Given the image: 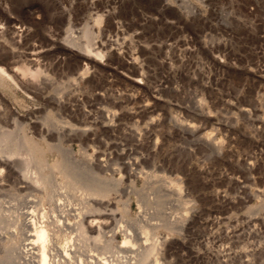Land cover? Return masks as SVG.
<instances>
[{
	"label": "rangeland",
	"instance_id": "obj_1",
	"mask_svg": "<svg viewBox=\"0 0 264 264\" xmlns=\"http://www.w3.org/2000/svg\"><path fill=\"white\" fill-rule=\"evenodd\" d=\"M190 1L194 3L192 11L182 6L183 0H0V30L10 29L23 52L20 59L34 60L49 73L41 78L45 82L41 89L36 90L46 86L44 91L30 93L17 84L12 90L2 89L19 117L15 121L0 113V121L5 122L2 124L16 133L21 129L39 138L48 125L55 129L49 124L53 117L71 120L83 138L71 142L65 138L64 145L74 146L78 162L92 164L108 179H122L120 189L106 199L109 205L101 202V197H96L100 205L96 198L91 200L100 208L90 215L88 225L99 218L104 228L95 221L97 225H90L94 229L90 227L88 233L73 230L68 239L55 236L62 248L74 237L79 258L87 259L97 252L111 255L116 264H126L146 243L153 244L161 236L165 240L160 245L162 239H158L157 245L163 250L159 246L161 251L155 250L162 258L159 264H216V258L229 256L235 257L232 264H245L246 257H252L249 264H264V0ZM99 14L103 16L101 23L96 22ZM7 17L13 21L8 22ZM86 24L95 30V46L104 53L96 57L97 61L80 56L66 40L72 31L82 35ZM27 46L29 50L37 48L35 52L41 56L34 51L28 53ZM76 57L81 66L89 64L91 72L74 84L69 81L76 69ZM24 58L19 59L20 64L28 62ZM62 86L66 106L59 108L53 104V97ZM131 95L134 99L128 98ZM115 96L120 97L116 100L123 98L121 103ZM155 96L160 100L155 102ZM148 101H154L151 109L145 107ZM248 107L251 112L244 110ZM114 111L121 115L115 131L108 118ZM193 123L198 127L195 130L188 128ZM62 124L69 128V123ZM135 130L151 131L162 148L151 146L155 140L152 137L144 138L146 142L134 148L131 133ZM55 137L52 142L58 140ZM215 140L224 141V153L217 152L216 144L211 143ZM129 146L142 155L137 169L140 173H131L120 165L127 157L122 151ZM52 151L47 155L51 163L60 157ZM99 158L106 159L107 168L97 166ZM249 161L255 162L252 170L246 168ZM1 171L0 204L6 209L21 200L22 207H33L39 216L44 208L46 218L54 214L50 200L42 199L46 190L29 185L25 179L24 183L21 177L22 183H18L15 175L5 182L1 175L6 172ZM158 176L183 179L187 187L183 198L192 201L186 198L183 208L179 201L175 204L179 190L165 189ZM12 182L15 187L10 186ZM132 186L137 190L130 191ZM160 189L173 192H168L163 207L150 206L148 200L154 199ZM61 192L57 194L64 201L81 206L84 194L66 196ZM181 217H187L181 229L162 227L156 232L152 224H146L156 240L151 233L149 241L145 240L147 234H139L138 226L137 232L134 229L138 225L133 223L134 218L146 223ZM126 226L136 235L131 236L139 246L132 242L129 245L135 247L127 245L124 250ZM17 232L18 242L24 244L27 235L19 227ZM7 234L8 238L0 234L1 256L5 254L4 245L13 241L11 233ZM108 241L112 245L105 249ZM155 253L147 264H154ZM0 264H13V260L6 258Z\"/></svg>",
	"mask_w": 264,
	"mask_h": 264
},
{
	"label": "bare ground",
	"instance_id": "obj_2",
	"mask_svg": "<svg viewBox=\"0 0 264 264\" xmlns=\"http://www.w3.org/2000/svg\"><path fill=\"white\" fill-rule=\"evenodd\" d=\"M172 3H173V0H172ZM183 3L185 5H182V6L186 7L188 9V11H192L194 9V3L191 2L190 0H183ZM187 9H185V10H187ZM5 10H7V8H5ZM10 10H12V9H10ZM7 12H8V10H7ZM1 16H2V14H1ZM10 18L7 17L8 22L13 21L12 17H10ZM0 19H1V17H0ZM102 20H103V16L99 14L96 18V22L101 23ZM110 21H111V19H109V22ZM0 22H2V21L0 20ZM110 23L112 24V22H110ZM109 26H111V25H109ZM103 29L105 30L108 28L106 27ZM5 30H4V32H2V30H0V113H3L4 116H5V114H8L9 117L13 118L15 121H18L19 117H17L15 114V111L13 109H11L13 107H11L10 104H9L10 106L8 105L7 99L5 98V96L2 93V89L12 90V89H14L15 84H17L30 93H32V92H34V94L38 93L40 90L37 92H36V90L41 89V87H42L41 85L43 83H45L43 81V79H41V78L43 76H47L49 73H45L44 66H42L40 63H37L34 60H30V59L28 60V58L23 57L24 59L28 60V62L23 60L26 63L23 64V62H22L20 64V60L23 58L20 59L19 57L21 56V54L23 52L19 51V49L17 47V42L15 41L16 39H14L12 37V35L10 34V31H9L10 29H7L6 31ZM13 30H12V34L14 33ZM95 34L96 33H95V30L93 29V27L90 26V24H86L83 27L82 35L80 34V36H78V35L76 36L75 34H73V31H72V33H70L68 39L66 38V40L69 43L68 46L71 45V47L73 49H75L76 51L77 50L79 51V53L78 52H76V53H78V54L81 53L83 57H87L90 60L92 59L93 61H97L96 57H98V58L103 57L104 53L100 48L98 49L97 46H95L96 45V43L94 41L95 37H96ZM24 45L26 47V44H24ZM27 45H28V43H27ZM64 47H66V45H64ZM71 47H69V48H71ZM27 48H28V50H26V51H28V53L30 51L35 52V50L37 49V48L32 47V49H34V50H32L31 48H30L31 50H29V46H27ZM26 51H24V53ZM36 54L41 56V53H36ZM81 54H80V56H81ZM22 56H24V54ZM78 58L76 57V59H78ZM88 65L86 67L81 66L80 60L78 59V61L76 63V67H75L76 69L71 72L72 76L70 77L69 82L70 83L72 82L74 84L82 82L84 80L85 76L89 72H91L90 71L91 67H90V65L89 66ZM16 67L18 70H20L22 72L23 76L21 75V72L19 74L18 70L15 69ZM35 79H37V81H35ZM135 80H136V78H135ZM45 87H43V88H45ZM43 88H42V90L44 91ZM63 88H65V87L62 86V87L57 88L56 95L53 97V104L59 108H63L66 106L65 102L63 100V97H64L63 96V90H62ZM116 98H120V97L115 96L114 99L116 100ZM128 98L134 99V95H131ZM122 99L123 98L117 99L116 101L121 103ZM157 99H159V97L155 96L154 101L156 102ZM154 101H150V102L148 101L145 104V107L150 108L152 103H154ZM198 104H200V102ZM198 107H200V106L198 105ZM201 110L203 111L204 114H207V111H205L203 109H201ZM244 110L246 112L252 111L251 108H249V107L244 108ZM242 112H244V111H242ZM108 118H109V123L113 127L112 130L115 131L116 126H117L116 123L118 120L121 119V115L117 111H114L113 113H111L108 116ZM5 120H7V119H5ZM0 122H1V126H0V171L2 170L1 173L6 172L5 174L1 175L3 178V181L5 180V182H7L6 180L9 179V177L11 175H13V176L15 175L14 176L15 180L18 183H22V181L19 180L22 178L23 182L25 179L28 183H30L29 185H31V183H32L33 186L35 185L39 188L42 187L44 190H46V195L42 199L45 200L47 198L50 200V207L53 209L52 211L54 212L53 215H48V217L46 218L45 208L43 209L44 211L41 212L42 215L39 216L36 213V210L32 209L33 207L32 208L30 207L28 209L25 206L22 207L21 203H20L21 200H19V203H16V204L14 203L15 205L11 204L12 206L11 207L8 206L9 208H7V209H6L5 205H2L3 203L0 204V230L3 229V231H1L2 233H0V234L2 235L3 238H8L9 235L7 233H9V232L13 236V239H12L13 241L9 245L3 244L5 247V254L2 256L0 255V261L8 258L10 260H13V264H26V263H30V262H34L35 264H116L115 263L116 260L111 258V255L110 256H101L103 254L100 255V253H97V252H96V254H91L90 256L88 255L89 258H87V259L79 258V255L77 253L80 249L77 250V245H76V242L74 241V237H73V239L66 242L67 243L66 246H64V248H62L61 246L56 244L55 236L56 235L57 236H64L65 239H68V234L70 232H72L73 230H74V233H75V230H80L82 233L84 231H86V233H88L90 230L94 229L92 226L96 223L100 227H102L98 223L99 218H97V217H95V219L97 218V220H95L93 218L95 221H97L96 223L94 221L93 224H90L92 226L88 225L89 224L88 220L91 221V219H89V218H91L90 215L92 216V213L95 212L96 210L99 211L98 209L100 208V206L98 207L91 200H93L96 197H98V198L101 197L104 200L103 201L100 200V201L101 202H107L106 204H108V201H106V199L111 195V193L114 190L120 189L122 179H118V180L117 179L116 180L108 179V178L102 176L99 172H97L95 170L96 168L93 167L92 164L91 165L88 164L89 166H84L83 164L78 162V160L75 158L76 149L74 148V146H68L67 147L64 145V141H65L64 139L65 138L68 141L70 140V142H71V141H75V140H80L82 137V135H81L82 133L81 134L79 133V131H78L79 129L76 128L77 126H75L74 123L71 122V120H65V119L62 120V119H59V118L57 119V118L53 117L52 121H50L49 124H51L52 127H55V129H51V126L49 127V125H48V129H45L39 133V138H37L35 135L30 134L26 131H20L21 129L19 130V132L17 130L18 133H16L14 130L12 131L10 129H7L8 127H6L4 124H2L5 122H3V121H0ZM62 123H69V126L67 125L69 128H67V127L65 128L64 126H62L63 125ZM118 123L120 124V122H118ZM3 125L6 128H3L4 127ZM189 127H191V129L195 130L197 125L195 126L193 123V124L189 125L188 128ZM85 132L86 131H84V133ZM55 136L58 137V140H55L56 142L58 141L57 143L55 141L52 142L53 137H55ZM154 136H155V134L152 137V133L149 130H147L146 132H143V131L140 132V131L135 130L134 132L131 133V138L135 143L134 148L137 147L136 145H139L140 143H142L143 140H144L143 142H146L145 139L147 138V140H148V137H152L155 139V140L152 139V144L150 143L151 141L150 142L147 141L151 144V146L152 145H153V147L158 146L160 141L156 140V138ZM57 137H55V138H57ZM203 141H207V140H203ZM211 143L213 145L216 144L215 148L217 149V152L223 151L224 141H223V143L221 141H218V142L216 141V143H213V142H211ZM162 144H164V143H162ZM129 147L123 149L122 152L125 154L124 157L127 156L126 157L127 160L125 158V161L123 160V162H122L123 164H120V165H122L126 170H129V172H131V173H134V172L140 173V171H137V169L140 166L142 155L138 152L139 150L137 151L136 149H134L132 147L129 148ZM158 148H162V145H161V147L158 146ZM52 150H56L58 152L59 156L62 158L60 159V157H57V159L51 163L49 161L47 155L49 152H53ZM81 152H83V151H81ZM85 153L86 152L84 151L82 154H85ZM223 153H224V151H223ZM86 154H88V153H86ZM91 158H90V160H91ZM99 159H100L99 163H98L99 165H97V166H99V168H100V166H101V168L102 167L107 168L108 164H107V161H105L106 159H103V158H99ZM93 162H95V161H93ZM254 163H255L254 161L253 162L251 161L250 163L247 164L246 168L248 170H252L255 167ZM120 168H121V166H120ZM124 168H122V169H124ZM3 169H5L6 171H3ZM120 172H121V169H120ZM143 172H145V171H143ZM176 172H177V170H176ZM3 175H4V177H3ZM153 175L157 176L158 174H153ZM170 177L172 178V176H169V178ZM161 178L159 177L158 180L159 179L162 180L160 182L163 185V187H167L165 189L169 190L170 188L168 189V187H172V188H177V190H179V191H177L179 193L176 192V189L174 191L175 193H177V195L179 194V197L176 198L177 200L174 201L175 204L176 203L178 204V201H179L178 205H181V207L183 208V206L185 207V205L188 201L189 202L192 201V199H190L186 196L183 198L184 192L187 189V187L185 186L186 184H184L183 179H181V178L173 179L172 178L173 180L172 179L168 180L165 177L164 178L161 177ZM11 179H12V177H11ZM147 180H149V179H147ZM10 183H11V181H10ZM10 183H8V184H10ZM13 183L14 182H12V184H10V186L12 185V187H13L15 184V183L14 184ZM28 183L26 185H28ZM2 184H5V183L2 182ZM160 186L161 185H159V187ZM57 189L59 191H63L64 194L66 193V196H75L76 194H79V193H81L80 195L82 196V194H84L85 196L83 195V197H81V200H82L81 206L80 205L74 206L70 202L64 201L62 198H60L58 196L57 192H59V191L56 192ZM129 190L130 191H132V190L136 191L137 189L134 186H132L131 189H129ZM162 190L163 189H160L157 192V196L155 195L156 197L154 199L150 198L148 200V204L150 206L155 207L157 205L159 207H163V205H165L164 203L168 200V198H166V196L170 195V194H168V192H170L171 190L166 191V192H163ZM155 191H156V189H155ZM63 192H61V193H63ZM121 192H123V190H121ZM172 192L173 191H171V193ZM145 194H146V192H145ZM185 195H186V193H185ZM138 197H140V196H138ZM39 198H41V197H39ZM98 198H96L97 204H98V200H97ZM186 198H188V201L186 200ZM0 202H2V201H0ZM17 202H18V200H17ZM21 202L24 203L23 201H21ZM101 202H99L98 205H100ZM36 204L38 206V203H36ZM4 206H5V208H4ZM104 206H106L105 203L103 204V207ZM35 207H36V205H35ZM40 208H41V205H40ZM29 209H31V210H29ZM161 210L162 209H160L159 211H161ZM95 214H96V212H95ZM158 214H160V213H158ZM180 216H182V214ZM71 218H73L74 220H72ZM186 219H187V217L186 218L181 217L178 219H175V218L174 219H171V218L166 219L165 218L163 221H160V222H159V220H158V222H156V221L150 222L149 220L148 221L146 220V223H142V221L139 218H137V219L134 218L133 223L138 224V225H136V228H135L133 223H130V224L131 225L133 224L132 226L134 227V229H136V232L139 230L138 231L139 234L140 233L141 234L142 233L147 234L146 236H144V238L146 237L145 240L149 241V237H150L149 233H151L152 231L150 232V230H149L150 227L147 226L146 224H152V226H151L152 230H154L156 232L159 229H161L162 227L169 229V230H175L178 228L181 229L182 225H180V224H186L185 223ZM123 225H126V224H123ZM137 226H138V230H137ZM7 227H8V230L10 229L8 232H6L4 230V228L6 229ZM12 227H15V228H12ZM18 227L25 232L27 237H25L23 239H26V241L28 240V242L23 241V242H25L24 244L23 243L21 244L18 242V240H17V237L19 236V234L17 232ZM90 227H92V229ZM89 228H90V230H89ZM102 228H104V227H102ZM129 228H130V226H129ZM123 229L126 233V237H125L124 243L122 245V247H124L123 249L125 250V248L127 249V247H129L130 249H131V247L134 248L135 246L133 247V246L129 245L135 239L134 237L131 236L134 233L132 234L131 229L129 230L127 228V226H126V228H123ZM99 230H100V228H99ZM152 234L154 235L153 236L154 238L152 237V239L156 240V238H155L156 234L151 233V236H152ZM133 236H136V235H133ZM138 236H140V235H138ZM70 237H72V236H70ZM140 237L143 238V236H140ZM158 239H162V237L160 236V238H157V240L155 242H153V244L149 243V245H147V243H146V246L139 249L138 253L135 256L132 255L134 257L131 256V258H129V260L126 261V264H147L151 255H153L155 253V250H159L158 246L160 247V245L163 244L162 241H163L164 237L161 241L159 240L160 242H162L161 244L158 241ZM77 240L78 239H76V241ZM166 240H167V238H166ZM135 242H133V243L137 245V242L136 243ZM157 243H159L160 245H157ZM111 245H112L111 241H108L104 245V248L106 249L108 247H111ZM164 245H166V244H164ZM125 246H127V247H125ZM137 246H139V245H137ZM163 248H166V247H163ZM160 249H162V246L160 247ZM94 251L92 253H95ZM128 251H130V250H128ZM132 251H135V250H132ZM159 251H161V250H159ZM162 252L164 253L165 250ZM162 252H160V253L162 254ZM105 254H107V252ZM155 255H156V253H155ZM159 255L160 254L156 255L157 258L155 256L156 259H154V260H156V261L153 262L154 264H159L161 262L162 258H160V257L158 258ZM237 256H236V258H239ZM247 256L249 257L248 254H247ZM233 257L229 256L228 258L226 257L225 259H224V257H223V259H217L216 258L217 262H216V260H215V262H216V264H230V262L232 264ZM159 259H161V260L159 261ZM240 259H241L240 260L241 262L246 260L245 264L252 263L251 262L252 257H251V260H250V258L247 259V257L243 261H242V258H240Z\"/></svg>",
	"mask_w": 264,
	"mask_h": 264
}]
</instances>
